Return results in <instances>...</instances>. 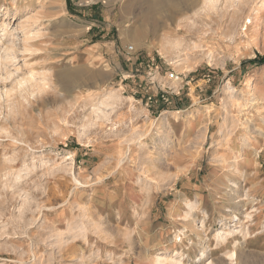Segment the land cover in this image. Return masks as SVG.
I'll use <instances>...</instances> for the list:
<instances>
[{
    "label": "rangeland",
    "instance_id": "obj_1",
    "mask_svg": "<svg viewBox=\"0 0 264 264\" xmlns=\"http://www.w3.org/2000/svg\"><path fill=\"white\" fill-rule=\"evenodd\" d=\"M190 1L0 0V264H264V0Z\"/></svg>",
    "mask_w": 264,
    "mask_h": 264
},
{
    "label": "bare ground",
    "instance_id": "obj_2",
    "mask_svg": "<svg viewBox=\"0 0 264 264\" xmlns=\"http://www.w3.org/2000/svg\"><path fill=\"white\" fill-rule=\"evenodd\" d=\"M148 1L150 2L151 0H148ZM183 1H184V3L187 4L185 9L188 10V9L192 8V6H193L192 1H190V0H183ZM163 3H164L163 0H152L150 3H148L147 10L145 12L146 15L147 14L149 15L150 13L152 14L154 12L156 13L158 10H163L164 9ZM175 3H177V2H175ZM201 4H202V6H200L199 8H197L199 11H202V12H209V11H211L212 12V10H214V8H215L216 0H202V3ZM198 14H199V12H198ZM41 16H42V14L41 15L38 14V15H34L33 17L32 16H29V17H27L24 20L23 19H18V21H17L18 22L17 23V27L20 29L21 34H22V43H23V46L21 48L20 53L23 54V55L24 54H28V55L29 54H34L35 55V52L39 51V49L34 48L31 44L28 43L32 39H36V36H39V34H38L39 32H37V31L30 32L28 26L36 25L37 23H39ZM54 19H52V20H54ZM45 26L43 25V28ZM3 30H5V27H4ZM70 35H71V33H70ZM14 50H15V45H14L13 41H10L6 45L3 44L0 47V75L1 74H6V75L8 74L10 76L11 74H14L13 71H15V72H18L19 71V69H15L14 68V66H15V60H16V57L14 55ZM23 61L25 63L27 62L25 58H23ZM25 63H24V65H25ZM12 67L14 69H11ZM26 74H25L26 76L24 75V77H22V78H20L19 80L16 81V86L19 87L18 89L22 88V90H23V88H24L23 86H26L27 84L30 85L33 82L32 80H34V78H35V76L37 74L44 75V72L38 73V72H35L32 69H28L27 72H26ZM4 79L6 80V78H4ZM57 79H58V81L61 84L65 85V87H71V86L75 85V83L77 82V79L75 78L74 75L67 74L66 72H61L60 74H58L57 75ZM35 83H36L35 86L33 84V86L30 85L29 87H33V88L35 87L34 90L37 89L38 91L43 90V88L45 87V85L43 83H41V84H40V82L39 83L38 82H35ZM33 88H32V90H33ZM3 92H4L5 95H9V93L11 92V90L10 91L5 90ZM24 92H25V90H24ZM32 94H33V92H32ZM232 232L233 231H229V230L228 231L227 230H221L220 232H218V233L215 234V238L222 239V238H224V237H226L228 235L233 234ZM230 257L232 258L233 255H231ZM157 261H160L161 262V260H157ZM175 264H177V262Z\"/></svg>",
    "mask_w": 264,
    "mask_h": 264
},
{
    "label": "built area",
    "instance_id": "obj_3",
    "mask_svg": "<svg viewBox=\"0 0 264 264\" xmlns=\"http://www.w3.org/2000/svg\"><path fill=\"white\" fill-rule=\"evenodd\" d=\"M125 52L127 54H131L133 52V48L131 46L126 47L125 48ZM168 79H169V81H173V82H176V81L179 80L178 77L177 76H174L173 74H170ZM148 100L150 101L151 99L149 98Z\"/></svg>",
    "mask_w": 264,
    "mask_h": 264
},
{
    "label": "trees",
    "instance_id": "obj_4",
    "mask_svg": "<svg viewBox=\"0 0 264 264\" xmlns=\"http://www.w3.org/2000/svg\"><path fill=\"white\" fill-rule=\"evenodd\" d=\"M250 63L256 64V65H264V56H256L255 59L251 60Z\"/></svg>",
    "mask_w": 264,
    "mask_h": 264
},
{
    "label": "crops",
    "instance_id": "obj_5",
    "mask_svg": "<svg viewBox=\"0 0 264 264\" xmlns=\"http://www.w3.org/2000/svg\"><path fill=\"white\" fill-rule=\"evenodd\" d=\"M110 44H111V43H110ZM111 45H113V43H112Z\"/></svg>",
    "mask_w": 264,
    "mask_h": 264
}]
</instances>
